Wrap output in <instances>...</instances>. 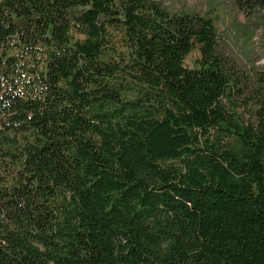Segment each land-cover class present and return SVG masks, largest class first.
I'll use <instances>...</instances> for the list:
<instances>
[{
	"label": "trees",
	"instance_id": "16d2710c",
	"mask_svg": "<svg viewBox=\"0 0 264 264\" xmlns=\"http://www.w3.org/2000/svg\"><path fill=\"white\" fill-rule=\"evenodd\" d=\"M216 20L0 0V264H264V75Z\"/></svg>",
	"mask_w": 264,
	"mask_h": 264
},
{
	"label": "rangeland",
	"instance_id": "374dc122",
	"mask_svg": "<svg viewBox=\"0 0 264 264\" xmlns=\"http://www.w3.org/2000/svg\"><path fill=\"white\" fill-rule=\"evenodd\" d=\"M170 11L188 10L215 16L217 46L255 86L256 75H264V6L248 0H154ZM197 51L186 59L192 65Z\"/></svg>",
	"mask_w": 264,
	"mask_h": 264
}]
</instances>
